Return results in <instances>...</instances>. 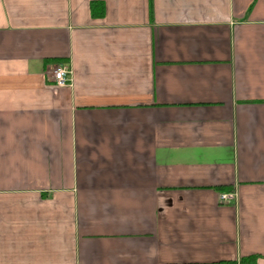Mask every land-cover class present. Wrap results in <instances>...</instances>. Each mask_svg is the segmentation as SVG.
I'll list each match as a JSON object with an SVG mask.
<instances>
[{"label":"crops","instance_id":"1","mask_svg":"<svg viewBox=\"0 0 264 264\" xmlns=\"http://www.w3.org/2000/svg\"><path fill=\"white\" fill-rule=\"evenodd\" d=\"M152 2L0 0V264H264V0Z\"/></svg>","mask_w":264,"mask_h":264},{"label":"built area","instance_id":"2","mask_svg":"<svg viewBox=\"0 0 264 264\" xmlns=\"http://www.w3.org/2000/svg\"><path fill=\"white\" fill-rule=\"evenodd\" d=\"M52 82L56 86L61 87V88L71 87L72 86V70H71L70 65L63 64V65H58L54 67ZM236 196H237L236 192L222 194L221 200L223 202L230 203L234 201Z\"/></svg>","mask_w":264,"mask_h":264},{"label":"trees","instance_id":"3","mask_svg":"<svg viewBox=\"0 0 264 264\" xmlns=\"http://www.w3.org/2000/svg\"><path fill=\"white\" fill-rule=\"evenodd\" d=\"M99 2H93L92 3V13L94 16H99L102 17L105 14V6L100 5L98 7ZM150 15L151 18L153 17V2L150 0ZM261 258V256H249V257H244L242 258L239 262L235 261H227V262H222L223 264H256L258 260Z\"/></svg>","mask_w":264,"mask_h":264}]
</instances>
